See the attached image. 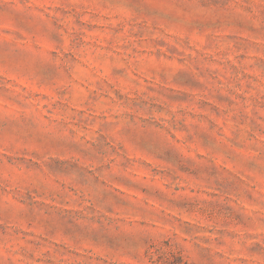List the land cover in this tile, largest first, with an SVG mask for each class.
Wrapping results in <instances>:
<instances>
[{"label": "rangeland", "instance_id": "1", "mask_svg": "<svg viewBox=\"0 0 264 264\" xmlns=\"http://www.w3.org/2000/svg\"><path fill=\"white\" fill-rule=\"evenodd\" d=\"M0 264H264V0H0Z\"/></svg>", "mask_w": 264, "mask_h": 264}]
</instances>
